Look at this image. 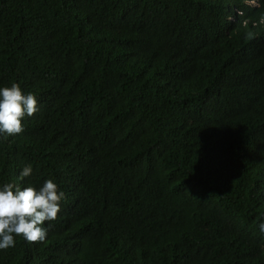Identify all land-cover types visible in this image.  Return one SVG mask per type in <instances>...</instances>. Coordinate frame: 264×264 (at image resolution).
<instances>
[{"label":"trees","instance_id":"1","mask_svg":"<svg viewBox=\"0 0 264 264\" xmlns=\"http://www.w3.org/2000/svg\"><path fill=\"white\" fill-rule=\"evenodd\" d=\"M249 1L0 0V87L39 107L0 139V183L66 193L46 240L16 237L0 264H264Z\"/></svg>","mask_w":264,"mask_h":264},{"label":"clouds","instance_id":"2","mask_svg":"<svg viewBox=\"0 0 264 264\" xmlns=\"http://www.w3.org/2000/svg\"><path fill=\"white\" fill-rule=\"evenodd\" d=\"M249 2L260 5L258 0ZM258 23L264 26V14ZM252 35L247 33L248 37ZM38 111L37 96L25 92L19 84L0 87V139L22 133L24 118ZM33 174V166L29 163L21 168L17 180L24 181ZM65 199L66 193L52 179H45L39 186L0 183V250L14 247L16 237H22L28 243L44 242L51 226L46 222L57 219ZM258 231L264 236V215L259 219Z\"/></svg>","mask_w":264,"mask_h":264}]
</instances>
